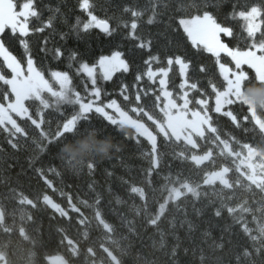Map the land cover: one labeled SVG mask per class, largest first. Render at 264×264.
Wrapping results in <instances>:
<instances>
[{
  "label": "trees",
  "instance_id": "obj_1",
  "mask_svg": "<svg viewBox=\"0 0 264 264\" xmlns=\"http://www.w3.org/2000/svg\"><path fill=\"white\" fill-rule=\"evenodd\" d=\"M37 2L44 17L49 15L48 6L59 8L56 29L68 33L64 40L58 32L45 30L33 40V55L45 68L68 70L66 58L53 59L51 52L45 54L38 47L45 35L51 37L49 48L62 45L65 57L69 49H75L90 61L101 51L123 44L131 63L130 71L122 77L130 86L125 94L141 92L138 107L131 112L157 132L158 165L154 166L153 147L145 137L131 127L105 125L100 117L86 123L74 136L44 149L45 137L61 118V105L45 107L40 100L33 101L43 112L42 131L24 118L18 122L26 128L27 137H10L0 126V261L52 264L49 258L58 257L67 264H264V176L258 183L252 182L248 168L239 165L247 147L264 154V131L254 121L249 106L240 101L239 107L227 105L228 112L211 109V126L204 135L195 136L196 143L161 133L156 122L163 123L165 116L159 84L146 76L139 84L135 81L147 52L125 38L127 29L119 24L121 19L132 18L125 6L142 10L137 33L151 36L152 50L159 52L162 63L169 53L186 55L191 60L187 79L192 104L198 105L204 98L212 106L214 85L221 79L218 68L211 54L192 49L176 27L179 14L194 12L204 0H92L96 14L110 17L117 25L111 37L98 29L81 31L77 37L71 25L78 15L87 19L78 0ZM253 2L209 0V10L239 35L243 22L229 13L234 6L239 10ZM153 12L154 23H146ZM223 39L230 46H244L242 39L226 35ZM7 42L14 54L23 53L15 39ZM222 57L230 61L225 54ZM70 71L77 90L86 95L83 85L89 81L74 68ZM120 80L117 73L112 81H100L104 89L101 99L115 98L127 107L119 91ZM181 81L174 65L169 87L181 92ZM257 82L249 79L244 86ZM147 89L152 90L145 94ZM65 109L72 112L71 105ZM258 113L264 120V109ZM92 131L119 147H114L109 157L92 156L81 163H67L59 153L61 145L87 137ZM9 139H18L19 147L13 148ZM201 157V161L196 160ZM39 167L48 182L37 172ZM221 171L224 181L217 176L207 182L209 175Z\"/></svg>",
  "mask_w": 264,
  "mask_h": 264
},
{
  "label": "snow or ice",
  "instance_id": "obj_2",
  "mask_svg": "<svg viewBox=\"0 0 264 264\" xmlns=\"http://www.w3.org/2000/svg\"><path fill=\"white\" fill-rule=\"evenodd\" d=\"M48 7L49 15L44 17L37 0H0V126H4L10 137H27L26 128L18 122V118H24L42 131V109L39 105L34 106L32 102L43 100L45 94L53 97L61 104V118L57 121V126L45 137L44 149H49L50 145L57 144L65 137L74 136L81 127L97 117H100L105 125L116 127L118 120L126 118L131 111L137 109V102L141 99L139 91L125 94L130 86L122 77L130 71L131 63L122 43H117L108 52L101 51L90 61L75 49H69L65 57L62 45L49 48L51 37L45 35L38 47L45 54L51 52L53 59L66 58L68 70L45 68L43 62L33 55V40L38 39V34L45 30L58 32L64 40L68 37L67 32L56 29L57 13L60 9ZM78 7L86 14L87 19L78 15L75 23L71 25L77 37L81 31L87 33L93 29H98L107 37L117 32V25H113L110 17L96 14L92 0H78ZM124 10L132 17L119 21V24L127 29L124 37L134 40L135 46L147 52L144 68H138L135 74L137 84L145 76L155 82L158 74L159 83L166 84V66L175 63L181 67L191 63L186 55L176 52L167 54L162 63L159 52L152 50L151 36L144 37L136 31L140 24L137 18L143 15L142 10L128 6H125ZM229 15L243 22L242 33L239 35L232 26L223 23L215 11L209 10V0H204L192 13L179 14L176 27L180 35L190 42L192 49L211 54L221 78L220 83L214 85L216 94L224 96L229 106L239 107L242 85L249 79L264 82V0H254L250 6L239 10L234 6ZM154 18L155 12L147 18L146 23H154ZM64 22H67L66 17ZM221 34L244 40V46H230V43L221 39ZM7 39H15L22 47L23 53L20 56L14 54ZM178 46L180 47V44ZM222 54L229 57L230 61H225ZM200 67L204 70V64ZM73 68L76 74H83V79L90 81V85H83L84 92L90 94L87 97L77 90L74 84V76L70 71ZM117 73L121 76L119 91L124 96L127 107L115 98L101 99L104 89L99 82L112 81ZM151 90L147 89L145 94ZM67 105L72 106L70 114L65 109ZM50 120L51 118L49 122ZM17 140L9 139L13 148L19 147ZM48 171L52 169L49 168ZM37 172L48 182L42 167H39Z\"/></svg>",
  "mask_w": 264,
  "mask_h": 264
},
{
  "label": "rangeland",
  "instance_id": "obj_3",
  "mask_svg": "<svg viewBox=\"0 0 264 264\" xmlns=\"http://www.w3.org/2000/svg\"><path fill=\"white\" fill-rule=\"evenodd\" d=\"M223 35L221 34V39H223ZM228 36V35H226ZM224 40V39H223ZM177 66L180 74H181V92L175 93L173 89L169 87V74L172 70L173 66ZM166 84L159 83V74L157 75L156 81L159 84L160 90V100L162 103V110L165 116V120L163 123H157V130L163 134L169 135L171 134L173 137L177 139H184L189 143H196L195 136H202L205 134L206 129L210 128V111L220 113V112H228L226 110V106L228 105L227 100L224 96L215 94L213 97V104L210 106V100L201 98L198 100V105H193L191 102V98L189 96L190 89L189 81L187 79L188 72V64L182 65L179 67L175 63L170 66H166ZM90 85V81H89ZM244 84L242 85L243 89ZM90 95L87 93L85 96ZM45 107L49 106H57L61 105L60 102L53 97L47 96L45 94V98L40 100ZM243 100V98L240 99ZM247 104V103H246ZM250 113L254 119V121L258 124V126L264 131V120L258 113V108L253 107L249 104ZM151 118V116H149ZM153 119V118H151ZM117 124L119 126H127L134 129L135 133L145 137L152 145L153 152V162L154 166L158 165V157H157V132L154 131L150 125L143 120L135 117L132 112L122 119L118 120ZM261 158V159H259ZM203 157L196 159L202 160ZM240 166H245L249 170V178L252 182L258 183L262 177L264 176V154L258 150H255L251 147H247L246 154L243 159L239 160ZM224 172L213 173L208 176L207 182H213L214 178L217 176H222L223 179ZM222 174V175H221ZM225 175V174H224ZM220 179V180H221ZM226 179L224 176L223 181ZM217 180V179H216ZM227 182V180H226ZM163 207H161L162 209ZM2 220V211L0 209V221ZM3 258L0 256V259ZM49 260L52 264H67L58 257H50ZM0 264H6L5 260L0 261Z\"/></svg>",
  "mask_w": 264,
  "mask_h": 264
},
{
  "label": "clouds",
  "instance_id": "obj_4",
  "mask_svg": "<svg viewBox=\"0 0 264 264\" xmlns=\"http://www.w3.org/2000/svg\"><path fill=\"white\" fill-rule=\"evenodd\" d=\"M241 95L247 104L264 109V82L246 84L243 86ZM114 147L119 146L115 145L110 138L100 137L92 131L87 137L62 144L59 153L71 165L74 162L81 163L92 156L109 157Z\"/></svg>",
  "mask_w": 264,
  "mask_h": 264
}]
</instances>
